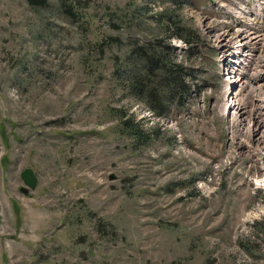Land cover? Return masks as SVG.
Returning <instances> with one entry per match:
<instances>
[{
    "label": "rangeland",
    "instance_id": "obj_1",
    "mask_svg": "<svg viewBox=\"0 0 264 264\" xmlns=\"http://www.w3.org/2000/svg\"><path fill=\"white\" fill-rule=\"evenodd\" d=\"M41 1L0 0V264H264V147L237 115L264 72L239 77L254 43L216 38L256 20L227 0Z\"/></svg>",
    "mask_w": 264,
    "mask_h": 264
},
{
    "label": "bare ground",
    "instance_id": "obj_2",
    "mask_svg": "<svg viewBox=\"0 0 264 264\" xmlns=\"http://www.w3.org/2000/svg\"><path fill=\"white\" fill-rule=\"evenodd\" d=\"M248 5L249 10H245L242 6L243 0H227L224 5L228 4V8H230V17L232 21H238V17L242 18H251L255 23H243L240 22L241 25L236 30H241L245 33H237L233 37H225L222 35H217L216 38L218 41L226 40L228 45L233 44L234 42L238 45L239 49L236 53H241V48L248 43H254L250 45V51L244 49L245 53H241V55H234L236 60V66L240 69L239 77L243 78L250 73L257 74L259 72H264V66L261 65L262 61L259 59V55L264 53V0H244ZM247 9V8H246ZM228 11V10H227ZM223 27V26H222ZM224 28V27H223ZM223 28L219 29V27L215 28V33H220L224 30ZM251 34V35H250ZM253 35V36H252ZM249 53L252 56H247ZM247 54V55H246ZM247 56V57H246ZM260 76V75H258ZM258 76H254L251 79V83L253 85H259V87L263 86L262 79ZM264 78V77H263ZM233 82H229V86L232 85ZM229 91V89L227 90ZM261 91H264V87H262ZM229 93H227V96ZM249 97L251 98V103L244 109L237 113L238 118L243 123L242 115H248V119L246 124L243 126L244 133L246 137L251 141H257V145L259 147H264V100L259 101L258 96H255L254 93H250ZM230 102V100H229ZM232 106L230 103H227L224 106V113H230ZM246 118V117H245ZM247 124H250L248 126ZM264 181V179H263ZM262 183V182H261Z\"/></svg>",
    "mask_w": 264,
    "mask_h": 264
},
{
    "label": "trees",
    "instance_id": "obj_3",
    "mask_svg": "<svg viewBox=\"0 0 264 264\" xmlns=\"http://www.w3.org/2000/svg\"><path fill=\"white\" fill-rule=\"evenodd\" d=\"M29 1L35 4L42 3L41 0ZM132 52L140 61L141 69L145 71L146 76L152 73L155 74V72L159 71V74H161V76L163 77L159 85L161 86L162 84H164V90L167 91V93L174 96H185L189 92L187 85H185L182 81L183 75L180 67L171 65L167 61H163V59L159 57L160 55L157 54L154 49H152L151 51L142 46H135ZM132 79V85L135 90H138L140 94L144 92L143 90H146L144 94L151 100L157 102V99L155 98V95H157V93H155V90L153 88L149 90L148 85L143 81L144 79L140 80L135 77V75L132 76ZM151 104L153 108H156L155 106L157 105L154 106V102Z\"/></svg>",
    "mask_w": 264,
    "mask_h": 264
},
{
    "label": "water",
    "instance_id": "obj_4",
    "mask_svg": "<svg viewBox=\"0 0 264 264\" xmlns=\"http://www.w3.org/2000/svg\"><path fill=\"white\" fill-rule=\"evenodd\" d=\"M21 180L24 183L25 188H21V191L28 195V190H34L37 183V178L35 174L30 169H25L20 174Z\"/></svg>",
    "mask_w": 264,
    "mask_h": 264
}]
</instances>
